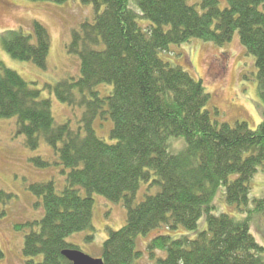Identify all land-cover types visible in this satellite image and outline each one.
<instances>
[{"label":"trees","instance_id":"16d2710c","mask_svg":"<svg viewBox=\"0 0 264 264\" xmlns=\"http://www.w3.org/2000/svg\"><path fill=\"white\" fill-rule=\"evenodd\" d=\"M80 1L95 12L68 46L80 59V76L53 90L59 101L83 108V127L56 124L50 99L0 60V118H14L27 148L47 143L66 174L61 191L53 181L29 186L43 215L29 223L38 227L25 235L24 264H71L62 251L77 247L66 237L93 229L94 194L126 209L125 224L102 244V264H137L143 256L137 237L155 230L144 248L153 264H264V246L250 233L254 216L264 219V193L250 195L252 178L264 171V0H226L223 8L218 0ZM32 30H9L1 42L12 58L44 67L49 35L37 21ZM236 32L255 59L263 105L254 130L244 121L218 120L202 80L160 56L191 39L223 46ZM102 84L111 85L106 95L97 90ZM106 115L114 142L93 127ZM33 161L47 165L40 157ZM141 184L156 192L136 202ZM218 192L243 215L216 213ZM10 197L0 191V200ZM202 216L206 229L195 237L169 234L179 226L195 230Z\"/></svg>","mask_w":264,"mask_h":264},{"label":"rangeland","instance_id":"374dc122","mask_svg":"<svg viewBox=\"0 0 264 264\" xmlns=\"http://www.w3.org/2000/svg\"><path fill=\"white\" fill-rule=\"evenodd\" d=\"M220 7L226 0H218ZM131 7L135 8L133 2ZM95 16L90 4L80 0H68L62 4L39 0H0V60L16 71L25 81L40 91L41 98L50 99L52 115L56 124L68 123L72 130L83 127V108L71 106L57 99L53 86L60 81L77 79L80 76V59L68 50L72 33L79 31L81 24L92 22ZM41 23L49 35V52L44 67L31 61L12 58L3 48L1 36L9 30H21L33 34V22ZM145 27L147 20H139ZM163 60L182 67L195 79H201L208 93L210 106L219 111L218 120L230 124L244 121L251 129H256L261 121L262 102L257 93L255 59L248 54L239 42L237 32L232 40L223 46L210 41L191 39L178 45H171L169 51L160 53ZM98 92L106 95L111 85H99ZM98 137L107 142L110 138L112 121L109 116L99 117L93 124ZM40 157L46 166L37 165L33 159ZM57 155L41 140L37 149L31 150L24 143V136L17 133L14 118H0V191L10 194V199L0 200V248L3 257L0 264H24L23 242L25 235L37 225L43 215L41 200L34 195L29 186L34 183L53 181L57 191L65 185L66 174L62 172ZM141 184L136 202L144 198V193L153 194L155 187ZM264 193V171L259 169L250 182L251 197L258 198ZM39 202V203H38ZM218 212L235 217L243 215L234 204L224 201L220 192L215 197ZM126 221V209L121 203L111 202L99 194H94L91 223L93 229L74 232L66 241L92 258L101 256L102 244L110 230L120 229ZM206 229L205 216L198 221L195 230L181 226L169 231L173 237L187 234L191 238ZM159 230L147 236H138L136 248L143 254L137 264H153L144 251L146 243ZM250 233L264 246V219L254 216L250 223ZM75 249V248H74ZM157 253L156 255H160Z\"/></svg>","mask_w":264,"mask_h":264},{"label":"water","instance_id":"95a60500","mask_svg":"<svg viewBox=\"0 0 264 264\" xmlns=\"http://www.w3.org/2000/svg\"><path fill=\"white\" fill-rule=\"evenodd\" d=\"M62 255L71 262V264H102L99 258H92L76 249H65Z\"/></svg>","mask_w":264,"mask_h":264}]
</instances>
